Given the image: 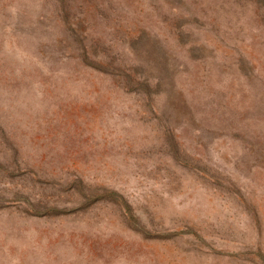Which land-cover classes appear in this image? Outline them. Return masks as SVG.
<instances>
[{
	"label": "rangeland",
	"instance_id": "374dc122",
	"mask_svg": "<svg viewBox=\"0 0 264 264\" xmlns=\"http://www.w3.org/2000/svg\"><path fill=\"white\" fill-rule=\"evenodd\" d=\"M0 264H264V0H0Z\"/></svg>",
	"mask_w": 264,
	"mask_h": 264
}]
</instances>
